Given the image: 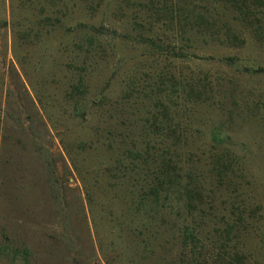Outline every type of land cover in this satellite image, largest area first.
Segmentation results:
<instances>
[{
  "label": "rangeland",
  "instance_id": "1",
  "mask_svg": "<svg viewBox=\"0 0 264 264\" xmlns=\"http://www.w3.org/2000/svg\"><path fill=\"white\" fill-rule=\"evenodd\" d=\"M142 1L0 0V264H264V0ZM107 124L188 207L119 186Z\"/></svg>",
  "mask_w": 264,
  "mask_h": 264
},
{
  "label": "trees",
  "instance_id": "2",
  "mask_svg": "<svg viewBox=\"0 0 264 264\" xmlns=\"http://www.w3.org/2000/svg\"><path fill=\"white\" fill-rule=\"evenodd\" d=\"M179 1L185 2L186 0ZM141 2L143 1L141 0ZM79 3L82 10L87 9L89 6V0H79ZM245 3L246 2L242 3L241 8H243V5L245 6ZM80 25L84 26V23L81 22ZM88 38L89 36L85 39L86 41H79L78 48H80V53L83 52L84 46H88ZM86 51L89 52L88 49ZM84 57L85 56H82L81 58L86 60ZM76 84L72 86V90L68 95H70L72 99L71 102H73V108L76 115L83 116V119L86 122L88 121L89 111H87L85 107L84 97L88 93V85L84 82L82 76H80L79 82ZM105 130L107 136L104 143L108 144L115 153V158L112 160L114 169L117 170L120 168L123 172L122 176H115L116 179L120 181L119 186H133L136 188V191L134 192L139 194L143 198V201L148 203V207H150L145 210L142 205L141 209H144L146 213H153L156 216H167L170 214V210H172L177 204L175 200H178V204L183 202L188 207V204L192 200V191L186 187L176 188L172 185L173 181L171 178L174 166L171 158L165 156L159 151V149L154 150L153 148V151L150 152L149 147L147 148L143 141L138 142L132 137H117L115 139L114 132L117 131V128H114V130L112 129L113 131H111L109 129V124H107ZM64 146L66 151L71 154L70 148H67V145ZM122 157L125 158V160L122 159ZM223 159L224 158L222 157L217 158L220 175L222 172L221 167L222 169L227 168L226 165H223ZM110 169L111 172H113V167ZM176 193L178 196H175ZM185 195L186 198L183 199ZM180 208L181 207L179 206V209ZM177 225L179 226L178 231L180 232V237L182 239L181 243L183 249L186 250L188 240H191L192 243H194V231H191L185 222L181 224L180 221H177ZM136 228H139V225L136 226ZM136 228L133 231H136ZM180 254L186 256L184 251H181Z\"/></svg>",
  "mask_w": 264,
  "mask_h": 264
}]
</instances>
